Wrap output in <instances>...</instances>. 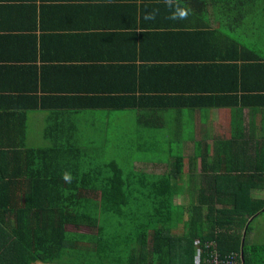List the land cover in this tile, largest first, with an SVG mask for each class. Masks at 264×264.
<instances>
[{
	"label": "crops",
	"instance_id": "0c3cea01",
	"mask_svg": "<svg viewBox=\"0 0 264 264\" xmlns=\"http://www.w3.org/2000/svg\"><path fill=\"white\" fill-rule=\"evenodd\" d=\"M184 3L188 19L172 21L164 0H0V148L70 141L84 160H98L104 148L85 147V138L120 135L124 115L144 134L164 128L168 114L169 134L189 123L181 153L167 162L184 161L176 198L187 203H172L181 217L170 228L176 238L205 185L206 149L231 138L264 142V98L256 99L264 96L256 64L264 65V50L255 38L264 39V0ZM167 246L166 264H199L195 242Z\"/></svg>",
	"mask_w": 264,
	"mask_h": 264
},
{
	"label": "trees",
	"instance_id": "16d2710c",
	"mask_svg": "<svg viewBox=\"0 0 264 264\" xmlns=\"http://www.w3.org/2000/svg\"><path fill=\"white\" fill-rule=\"evenodd\" d=\"M206 150L205 185L186 235L176 238L170 228L181 217L172 203L184 189L183 157L167 163L163 176L132 168L124 175L114 162L85 171L89 163L70 141L0 148V264H166L173 240L195 242L199 264H208V246L235 264H264V244L250 239L264 215V142L231 138ZM82 227L89 232L76 231Z\"/></svg>",
	"mask_w": 264,
	"mask_h": 264
},
{
	"label": "rangeland",
	"instance_id": "374dc122",
	"mask_svg": "<svg viewBox=\"0 0 264 264\" xmlns=\"http://www.w3.org/2000/svg\"><path fill=\"white\" fill-rule=\"evenodd\" d=\"M255 38H257L256 43L258 47L264 50L263 37L257 35ZM124 116L123 118H127L129 121L126 119L127 122L119 128L120 135H110V138L106 139L107 142H104L105 138L101 136H98V138L87 136L85 138V142L83 143L85 147L93 148L95 146L104 148L103 153L98 152V156H100L98 160H93L95 158L90 153L85 156L87 159L85 160V165L88 166L87 163H90V167H86L85 171H92L109 162H114L123 171L124 175L132 171L131 168L135 173L165 174V167L157 165H167L169 158L179 156L182 151V141L192 132L191 125L185 123L184 126L180 127L179 129L182 132L180 136L169 134L167 131L169 126L172 125V120L170 114H168V118L170 119H166L164 128L159 132L144 134L139 127L135 126L134 122H131V115ZM255 138L257 139L258 137ZM255 196L259 197V194H254ZM175 203H187V199L176 198ZM251 226L252 228L256 227L255 229L261 232L258 241L264 242V215L257 217ZM68 230L73 231L72 227H68ZM76 231L88 233L89 229L82 227Z\"/></svg>",
	"mask_w": 264,
	"mask_h": 264
},
{
	"label": "clouds",
	"instance_id": "9594fccd",
	"mask_svg": "<svg viewBox=\"0 0 264 264\" xmlns=\"http://www.w3.org/2000/svg\"><path fill=\"white\" fill-rule=\"evenodd\" d=\"M164 4L170 10L168 19L172 21L187 20L190 13L192 12L191 8L184 3V0H164ZM158 12V9H154L151 12H146L144 14V19L146 21H153L156 19ZM62 179L65 181V183L71 184L73 181V176L71 172L65 171L62 174Z\"/></svg>",
	"mask_w": 264,
	"mask_h": 264
},
{
	"label": "built area",
	"instance_id": "2783aa9c",
	"mask_svg": "<svg viewBox=\"0 0 264 264\" xmlns=\"http://www.w3.org/2000/svg\"><path fill=\"white\" fill-rule=\"evenodd\" d=\"M208 247L212 249L207 258L208 264H235L236 260L234 256L227 255L225 257H220L215 247L214 248L211 246Z\"/></svg>",
	"mask_w": 264,
	"mask_h": 264
}]
</instances>
